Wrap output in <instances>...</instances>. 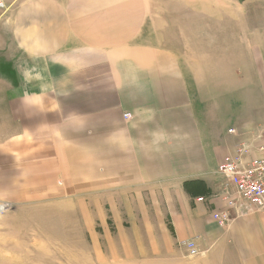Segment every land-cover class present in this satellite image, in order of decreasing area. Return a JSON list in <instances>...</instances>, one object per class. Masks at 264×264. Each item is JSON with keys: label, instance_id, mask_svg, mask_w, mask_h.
Listing matches in <instances>:
<instances>
[{"label": "crops", "instance_id": "0c3cea01", "mask_svg": "<svg viewBox=\"0 0 264 264\" xmlns=\"http://www.w3.org/2000/svg\"><path fill=\"white\" fill-rule=\"evenodd\" d=\"M151 4L21 2L0 82V194L80 206L95 264H264V211L236 213L217 173L264 128V54L250 46L239 66L254 67L251 86L217 84L213 57H195L201 72L151 40Z\"/></svg>", "mask_w": 264, "mask_h": 264}, {"label": "rangeland", "instance_id": "374dc122", "mask_svg": "<svg viewBox=\"0 0 264 264\" xmlns=\"http://www.w3.org/2000/svg\"><path fill=\"white\" fill-rule=\"evenodd\" d=\"M0 1L4 4L0 7V75L8 76L0 77V82L6 83L12 79L16 62L11 58L18 49L7 28L16 25L18 9L25 0ZM150 2L156 20L152 41L187 57L191 67L201 72L206 63L195 57H210V63L213 57L217 84L252 85L254 67H248L241 78L239 66H249L250 46L252 57L264 54V0ZM258 130L239 143L254 144ZM81 214L80 206L64 198L11 200L0 194V264H95L92 247L86 252L78 237ZM151 264L161 262L152 260Z\"/></svg>", "mask_w": 264, "mask_h": 264}, {"label": "built area", "instance_id": "2783aa9c", "mask_svg": "<svg viewBox=\"0 0 264 264\" xmlns=\"http://www.w3.org/2000/svg\"><path fill=\"white\" fill-rule=\"evenodd\" d=\"M3 6L0 1V7ZM128 116L124 114L125 118ZM255 140L254 144L238 143L217 167L224 180L222 199L239 214L264 211V129L258 131ZM212 217L221 227L230 219L225 210L213 213ZM181 245L189 255L199 254L192 241H182Z\"/></svg>", "mask_w": 264, "mask_h": 264}, {"label": "bare ground", "instance_id": "6f19581e", "mask_svg": "<svg viewBox=\"0 0 264 264\" xmlns=\"http://www.w3.org/2000/svg\"><path fill=\"white\" fill-rule=\"evenodd\" d=\"M188 252V251H187Z\"/></svg>", "mask_w": 264, "mask_h": 264}]
</instances>
